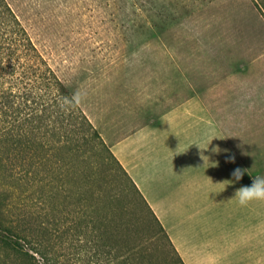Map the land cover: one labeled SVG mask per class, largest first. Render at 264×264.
I'll return each mask as SVG.
<instances>
[{
	"label": "rangeland",
	"instance_id": "374dc122",
	"mask_svg": "<svg viewBox=\"0 0 264 264\" xmlns=\"http://www.w3.org/2000/svg\"><path fill=\"white\" fill-rule=\"evenodd\" d=\"M6 1L105 145L94 156V195L82 188V164L73 160L79 175L66 176V189L52 199L63 218L82 215L104 245L123 250L154 235L157 227L109 142L196 94L230 135H243L236 147L256 176L264 175V0ZM15 172L1 144L0 193L15 188ZM96 194L112 206L113 221L125 223L121 240L110 234L113 223L102 222L106 210L89 205ZM19 216L12 206L8 218ZM150 241L152 264H178L162 234Z\"/></svg>",
	"mask_w": 264,
	"mask_h": 264
},
{
	"label": "trees",
	"instance_id": "16d2710c",
	"mask_svg": "<svg viewBox=\"0 0 264 264\" xmlns=\"http://www.w3.org/2000/svg\"><path fill=\"white\" fill-rule=\"evenodd\" d=\"M1 144L7 159H15L16 185L0 193V264H152L147 245L158 234L165 237L175 261L183 264L110 149L121 174L156 225L154 235L126 250L108 247L96 225L84 223L82 215L78 217L76 213L73 219H65L64 209L57 210L59 206L52 205L54 195L66 189V176L79 175L75 161L82 164V188L94 195L98 175L94 156L97 145H105L6 0H0ZM81 148L83 152L74 156V151ZM112 197L111 193L107 195L109 201ZM98 199L89 205L93 210H106L102 222L113 223L110 234L121 240L127 229L125 223L114 222L109 213L112 206L103 201V196ZM14 205L20 210L15 222L8 218Z\"/></svg>",
	"mask_w": 264,
	"mask_h": 264
},
{
	"label": "crops",
	"instance_id": "0c3cea01",
	"mask_svg": "<svg viewBox=\"0 0 264 264\" xmlns=\"http://www.w3.org/2000/svg\"><path fill=\"white\" fill-rule=\"evenodd\" d=\"M225 127L196 94L109 142L183 264H264V201L234 198L257 173Z\"/></svg>",
	"mask_w": 264,
	"mask_h": 264
},
{
	"label": "clouds",
	"instance_id": "9594fccd",
	"mask_svg": "<svg viewBox=\"0 0 264 264\" xmlns=\"http://www.w3.org/2000/svg\"><path fill=\"white\" fill-rule=\"evenodd\" d=\"M246 170L241 168L234 169L232 176L233 180H228L231 183L239 182ZM240 206H247L254 201H264V175L255 176L250 186L240 187L234 196Z\"/></svg>",
	"mask_w": 264,
	"mask_h": 264
}]
</instances>
